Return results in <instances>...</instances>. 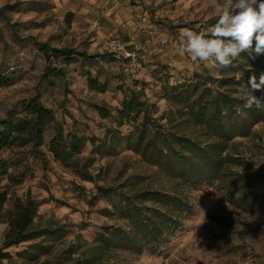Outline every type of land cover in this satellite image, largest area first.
I'll use <instances>...</instances> for the list:
<instances>
[{"label":"rangeland","instance_id":"obj_1","mask_svg":"<svg viewBox=\"0 0 264 264\" xmlns=\"http://www.w3.org/2000/svg\"><path fill=\"white\" fill-rule=\"evenodd\" d=\"M225 4L226 0H218L219 6H213L211 0H0V9L9 19L7 22L0 17V77L8 83L0 87V117L18 102L35 96L55 114L45 131L40 155L31 145L0 153V167L7 168L0 179V191H8L6 210L17 198L30 196L38 203L35 225L59 231L47 239L54 245V257L74 247L79 238L91 255L90 247L98 243L99 235L115 232L110 235L109 250L100 255L97 264H264V212L250 205L249 197L227 192L234 175L264 173V121L255 125L248 137L226 142L223 148L227 150L222 154L225 161L218 178L211 181L182 180L122 141L115 154L95 156L90 172L96 175L100 171V177L90 183L47 151L57 127L64 135L76 133L102 140L115 127L116 110L131 91L142 92V98L154 107L153 117L160 125L170 129L178 125L177 130L196 138L202 146L214 144L218 150V140L166 101L162 85L220 77L219 68L210 70L181 52L179 32L182 28L206 31L217 22ZM106 19L118 21L116 27L123 33L133 28V44L124 41L130 48L141 41L148 45L149 61L137 76L124 77L118 64L102 52V41L111 37L101 23ZM9 23L15 25L18 38ZM112 35L124 40L117 32ZM41 43L97 58L78 57L69 65L51 58V63H46L38 47ZM45 67L63 69L64 76L46 78ZM87 75L105 83L107 91L90 90ZM94 105L105 106L110 116L102 119ZM118 130L128 135L133 128L124 125ZM91 149L88 144L81 158H87ZM97 185L114 188L116 193L112 199L92 205ZM262 189L264 186L251 193ZM147 190L177 196L187 203V210L180 215L183 224L171 238L158 245L134 247L122 238L136 231L134 216L121 215L111 203L119 207L125 203L123 195H128L136 206L162 212L171 209L137 195ZM7 230L8 225L0 222V244ZM29 244L8 249L15 263L25 264L16 254Z\"/></svg>","mask_w":264,"mask_h":264},{"label":"trees","instance_id":"obj_2","mask_svg":"<svg viewBox=\"0 0 264 264\" xmlns=\"http://www.w3.org/2000/svg\"><path fill=\"white\" fill-rule=\"evenodd\" d=\"M0 17L9 22L4 9H0ZM9 26L13 35L18 38L15 25L9 23ZM38 47L46 63H51V58L56 61L62 59L65 65L77 62L78 57L97 58L72 48H52L46 43L38 44ZM106 57L115 62L109 55ZM233 63L234 66L219 68L218 79L206 80L198 77L187 83L162 85L166 101L175 106L181 116L193 119L206 133L218 140L221 149L217 150V145L209 143L202 146L196 138L177 130L178 125L171 127L173 129L160 125L159 119L153 117L154 107L142 98V92L131 91L116 110L115 127L109 129L102 140L76 133L64 135L62 128L57 127L47 144V151L63 167L71 169L83 181L90 183H96L100 177V171L96 175L90 172L95 156L115 154L119 142L122 141L152 164L175 172L182 180L195 183L216 180L221 163L225 161L222 154L227 150L223 148L226 142L236 137H248L252 128L264 121V111L256 109L255 106L251 109L243 107L247 95L245 86L251 87L249 80L252 76L259 82L260 75L264 73V53L253 52L251 55L242 53ZM44 76L60 79L64 76V70L45 67ZM5 84H8L7 80L0 77V87ZM87 84L90 90L99 93L107 91L105 83H99L90 75H87ZM242 88L245 90L241 91ZM254 94L259 96L260 92L256 91ZM94 108L102 119L110 116L105 106L94 105ZM54 120V111L44 106L39 97L18 102L0 117V153L31 145L33 151L40 155L39 149L45 144V131ZM124 125H131L133 128L128 135H122L118 130ZM88 144L92 147L90 155L82 159L81 154ZM0 168L1 179L7 174V168L5 166ZM230 186L227 192L231 196L249 197L250 205L264 212V189L255 195L251 193L254 189L264 186V173L234 175ZM115 193L114 188L97 185L91 204L102 199H112ZM137 195L157 200L171 209L162 212L156 208L136 206L130 201L132 196L123 195L126 198L124 204H120L119 207L113 203L111 205L118 209L121 215L134 216L136 231L133 234H123L125 237L122 238L134 247L158 245L163 240L171 238L183 224L180 215L187 210L185 208L187 203L160 190L141 191ZM7 202L8 191H0V222L8 225L4 240L0 244V264H18L14 262L8 249L26 243L30 244L16 254L18 260L25 264H97L100 255L111 246L110 235H114L115 232L99 235L98 243L90 247L91 255L84 249V243L79 238L74 247L62 252L63 255L54 257V245L47 239L49 235L54 236L59 231L39 229L35 225L38 203L30 196L24 200L17 198L12 207L6 210ZM58 236L62 237L60 234Z\"/></svg>","mask_w":264,"mask_h":264},{"label":"clouds","instance_id":"obj_3","mask_svg":"<svg viewBox=\"0 0 264 264\" xmlns=\"http://www.w3.org/2000/svg\"><path fill=\"white\" fill-rule=\"evenodd\" d=\"M211 2L213 6H219L218 0ZM179 43L182 53L210 70L234 66V60L242 53H264V0H226L214 25L200 32L180 29ZM249 83L250 88L245 86L247 95L243 107L251 109L255 106L264 111V73L259 82L252 76ZM256 91L261 95H255Z\"/></svg>","mask_w":264,"mask_h":264},{"label":"built area","instance_id":"obj_4","mask_svg":"<svg viewBox=\"0 0 264 264\" xmlns=\"http://www.w3.org/2000/svg\"><path fill=\"white\" fill-rule=\"evenodd\" d=\"M101 50L113 58L126 77L137 76L147 65L151 54L145 42H136L130 48L123 40L114 36L102 41Z\"/></svg>","mask_w":264,"mask_h":264},{"label":"crops","instance_id":"obj_5","mask_svg":"<svg viewBox=\"0 0 264 264\" xmlns=\"http://www.w3.org/2000/svg\"><path fill=\"white\" fill-rule=\"evenodd\" d=\"M117 22L118 21H113V20H109V19L101 21L102 25L105 26L107 31L111 33V35H109V36H114V35H112V33L117 32L118 34L122 35V37L124 38V40L123 39L122 40L125 41L128 45L133 44V41H134L133 37H132L133 28L129 29L131 31H127V33L126 32L123 33V32H121L120 29H118L116 27L117 26ZM127 25H130V23H127ZM118 26H120V24H118ZM115 27H116V29H114ZM116 37H118V36H116Z\"/></svg>","mask_w":264,"mask_h":264}]
</instances>
